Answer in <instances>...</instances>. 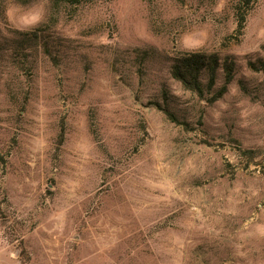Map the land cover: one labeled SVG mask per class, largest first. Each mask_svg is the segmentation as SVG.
I'll return each mask as SVG.
<instances>
[{
    "label": "rangeland",
    "instance_id": "1",
    "mask_svg": "<svg viewBox=\"0 0 264 264\" xmlns=\"http://www.w3.org/2000/svg\"><path fill=\"white\" fill-rule=\"evenodd\" d=\"M263 45L264 0H0V264H264Z\"/></svg>",
    "mask_w": 264,
    "mask_h": 264
},
{
    "label": "trees",
    "instance_id": "2",
    "mask_svg": "<svg viewBox=\"0 0 264 264\" xmlns=\"http://www.w3.org/2000/svg\"><path fill=\"white\" fill-rule=\"evenodd\" d=\"M62 1L64 0H52L54 4H59ZM242 24L243 19L240 20L239 26H242ZM31 34L34 38L38 36L35 30L31 31ZM262 49L264 51V45ZM248 66L254 71H264V59L259 58L256 61L249 60ZM220 68L223 72V84L213 95V100H215L226 92L228 84L234 78L235 60L232 56L225 55L221 57L216 52L208 53L204 51L181 52L174 58V62L171 66V74L185 89L196 93L199 97H203L205 89L201 81L202 73L205 72L207 75V88H212ZM155 105L158 109L163 111L169 119L179 122L176 115L168 107L159 103H155Z\"/></svg>",
    "mask_w": 264,
    "mask_h": 264
}]
</instances>
